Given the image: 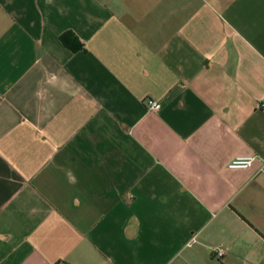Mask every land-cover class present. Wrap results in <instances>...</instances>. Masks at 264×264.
I'll use <instances>...</instances> for the list:
<instances>
[{
  "label": "crops",
  "instance_id": "1",
  "mask_svg": "<svg viewBox=\"0 0 264 264\" xmlns=\"http://www.w3.org/2000/svg\"><path fill=\"white\" fill-rule=\"evenodd\" d=\"M0 264H264V0H0Z\"/></svg>",
  "mask_w": 264,
  "mask_h": 264
},
{
  "label": "built area",
  "instance_id": "2",
  "mask_svg": "<svg viewBox=\"0 0 264 264\" xmlns=\"http://www.w3.org/2000/svg\"><path fill=\"white\" fill-rule=\"evenodd\" d=\"M150 110H157L159 103L157 101H149L148 103ZM256 161V157H237L228 164L229 169H248L251 168ZM195 238L192 240V243ZM226 255V250L222 246L213 248V256L218 260H223Z\"/></svg>",
  "mask_w": 264,
  "mask_h": 264
},
{
  "label": "trees",
  "instance_id": "3",
  "mask_svg": "<svg viewBox=\"0 0 264 264\" xmlns=\"http://www.w3.org/2000/svg\"><path fill=\"white\" fill-rule=\"evenodd\" d=\"M68 37H69V34H65V35H63L62 37H61V39H62V42L66 45V46H69V39H68Z\"/></svg>",
  "mask_w": 264,
  "mask_h": 264
}]
</instances>
